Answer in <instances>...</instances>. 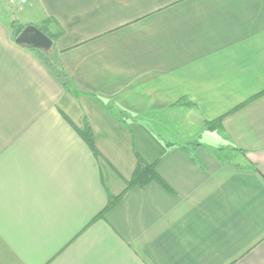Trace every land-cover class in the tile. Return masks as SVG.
Here are the masks:
<instances>
[{"label":"crops","instance_id":"0c3cea01","mask_svg":"<svg viewBox=\"0 0 264 264\" xmlns=\"http://www.w3.org/2000/svg\"><path fill=\"white\" fill-rule=\"evenodd\" d=\"M0 264H264V0H0Z\"/></svg>","mask_w":264,"mask_h":264},{"label":"trees","instance_id":"16d2710c","mask_svg":"<svg viewBox=\"0 0 264 264\" xmlns=\"http://www.w3.org/2000/svg\"><path fill=\"white\" fill-rule=\"evenodd\" d=\"M16 26V25H15ZM26 27V25H17L15 28V36L17 37L20 32ZM39 28L44 31L48 36L51 37V39L53 40V44L51 46V50L49 49H41V48H33L37 54L40 56V58L48 65V67L50 69H52L56 75L58 77L61 78V80L64 82V84L66 86L69 85V81H68V75L66 73V71L64 70L59 57H58V53L54 47V40L55 38L58 37L57 34H51L47 28H43L41 26H39ZM221 121V119H218L216 121L213 122H208L209 124V130H215L216 127L218 126L217 124H219ZM86 140L88 142V144L90 145V147L95 148L94 145V139L92 137V134L90 132H86L84 133ZM241 152H245L242 149H238ZM154 179H158L160 180V176L157 172L156 169V163L154 162H148L145 161L143 158H139L138 159V163L136 166V169L131 177V179L128 181V187H132V186H141V185H145L146 183L150 182L151 180ZM117 200V198L115 197H111L107 206L105 207L104 210H102L97 217L103 216L105 211L107 209H109Z\"/></svg>","mask_w":264,"mask_h":264},{"label":"rangeland","instance_id":"374dc122","mask_svg":"<svg viewBox=\"0 0 264 264\" xmlns=\"http://www.w3.org/2000/svg\"><path fill=\"white\" fill-rule=\"evenodd\" d=\"M14 8L17 9V5H15ZM14 8L12 11H15ZM13 24H16V26H17V25H21L22 23H20V21L16 19L15 22L13 21ZM16 26L14 28H16ZM47 49L51 50V48H47ZM181 103L186 104L187 102L181 101ZM180 107H182V105L178 104L177 109L181 110V111H179L180 115H178V117H181V120L178 123V127H179L178 134L183 135V136L185 134H189L186 137H191V139H194L193 141H195L194 143L196 144V142L199 141V138H201L200 137L201 132L203 131L202 133L204 134L205 129L209 128V124L206 123L205 127H204V125L198 126V124L195 123L196 121L194 122L193 118L189 117L190 115L186 116L188 109L180 108ZM196 127L197 128L200 127V132H198L199 130ZM201 141H202V139H201ZM224 149H226V150L222 151L223 152L222 153V159H224L226 161H230V162H232V161L235 162V161L239 160L238 156H240V155L235 154V153H231L233 150V149L231 150V147H225Z\"/></svg>","mask_w":264,"mask_h":264},{"label":"water","instance_id":"95a60500","mask_svg":"<svg viewBox=\"0 0 264 264\" xmlns=\"http://www.w3.org/2000/svg\"><path fill=\"white\" fill-rule=\"evenodd\" d=\"M16 41L21 44L29 45L33 48H51L53 40L37 25H27L16 37Z\"/></svg>","mask_w":264,"mask_h":264},{"label":"built area","instance_id":"2783aa9c","mask_svg":"<svg viewBox=\"0 0 264 264\" xmlns=\"http://www.w3.org/2000/svg\"><path fill=\"white\" fill-rule=\"evenodd\" d=\"M11 2H14V0H10ZM21 1H24V0H21Z\"/></svg>","mask_w":264,"mask_h":264}]
</instances>
